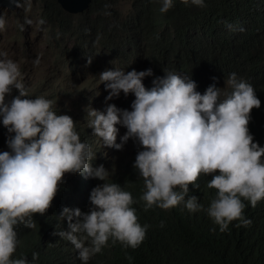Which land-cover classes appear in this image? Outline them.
<instances>
[{"label": "clouds", "instance_id": "obj_1", "mask_svg": "<svg viewBox=\"0 0 264 264\" xmlns=\"http://www.w3.org/2000/svg\"><path fill=\"white\" fill-rule=\"evenodd\" d=\"M56 1L75 17L88 12L93 2L80 13H70ZM10 2L15 8L0 5V14L15 11L18 16L20 0ZM180 2L206 6V0ZM158 3L166 14L175 0ZM122 9L127 13L130 4ZM5 25L0 15V31ZM44 42L51 50L49 40ZM65 45L71 62H55L70 74L78 68L89 88L87 93L75 87L83 100L73 117L58 113L49 94L37 96L34 86H25V71L30 70L0 46V125L10 134L5 139L8 150L0 151V264L36 260V252L31 260L13 256L19 244L17 226L31 227L33 213H45L66 172L94 178L88 210L65 206L59 213L67 226L56 234L74 246L81 264L109 243L137 248L149 226L138 221L132 194L114 182L113 169L119 163H130L144 185L139 199L145 209L182 203L190 213L203 208L221 232L234 220L239 226L251 225L243 211L245 201L255 207L264 199L262 34L244 38L240 33L236 48L207 68L183 58L186 70H156L145 62V52L119 63L107 49L88 46L72 57L75 44ZM54 76L52 71L45 78ZM100 91L105 96L93 102ZM56 94L64 98L69 91L59 84ZM123 146L133 148V153ZM113 155L116 163L103 166V158ZM199 183L216 190L206 208L196 195H187L189 185L195 188Z\"/></svg>", "mask_w": 264, "mask_h": 264}, {"label": "trees", "instance_id": "obj_2", "mask_svg": "<svg viewBox=\"0 0 264 264\" xmlns=\"http://www.w3.org/2000/svg\"><path fill=\"white\" fill-rule=\"evenodd\" d=\"M36 2L48 45L57 53L56 61L64 64L71 62L65 43H73L72 57L91 46L107 49L119 63L145 52V62L156 70H186L183 58L207 68L208 63L236 48L240 33L244 38L253 37V33L264 36V0H206L203 8L186 7L175 0L166 14L159 11L158 0H93L89 11L78 17L63 12L56 0ZM122 2L130 4L127 13ZM34 83L37 96L51 91L49 96L56 101L57 112L73 117L76 110L61 102L54 79L43 77ZM8 135L0 125V151L8 150L5 143ZM92 163L97 165L95 159ZM114 163L115 155L106 156L102 165ZM113 171L114 182L132 194L138 221L149 227L137 248L109 243L87 264H264V199L255 207L245 201L243 211L251 219V225L239 226L234 220L221 232L203 208L190 213L181 203L169 209L156 206L145 209L139 199L144 185L130 163H119ZM93 179L77 173L61 180L45 213H33L31 227L17 226L19 244L13 256L31 260L32 252H36L33 264H81L74 246L56 233L67 226L59 217L63 207L88 210ZM215 192L214 188L199 183L195 188L189 185L187 195H196L206 208ZM126 253L132 257L131 261Z\"/></svg>", "mask_w": 264, "mask_h": 264}, {"label": "rangeland", "instance_id": "obj_3", "mask_svg": "<svg viewBox=\"0 0 264 264\" xmlns=\"http://www.w3.org/2000/svg\"><path fill=\"white\" fill-rule=\"evenodd\" d=\"M20 5L17 6L18 16H15L14 12L6 11L1 13L6 20L5 30L0 31V46L2 49L9 52L11 57L16 60L20 65H24L30 71H25L26 78L24 79L25 86L32 88L34 82L48 76L49 73L55 71L54 80L56 85L62 88L63 91L68 90L69 94L66 97L61 98V102H66L69 109H75L80 106L83 98L76 93L75 87L79 89L85 88L87 93L89 92L88 86L84 83L86 77L81 76V71L77 68L74 74L67 72L68 68L63 67V64L58 65L55 62V51L49 50L44 46V41L48 39L45 37L46 30L41 15V9L37 5L36 0H29V3H24V0H20ZM125 10H128L129 4H123ZM27 20L32 22L26 23ZM23 25V27H21ZM38 73H41L37 76ZM40 78V79H38ZM80 78V79H79ZM78 89V90H79ZM48 93L41 95L47 97ZM96 91L91 87V94L95 95ZM105 96L103 91H100L95 97L96 102ZM123 105L118 106L122 108ZM129 142L132 145H136L137 141L129 138ZM122 150L133 153L134 149L130 147H122ZM122 160H127L128 156L119 155ZM68 174L76 176L77 173L66 172L63 179L68 178ZM92 179V177H90Z\"/></svg>", "mask_w": 264, "mask_h": 264}, {"label": "water", "instance_id": "obj_4", "mask_svg": "<svg viewBox=\"0 0 264 264\" xmlns=\"http://www.w3.org/2000/svg\"><path fill=\"white\" fill-rule=\"evenodd\" d=\"M91 0H58L62 7L70 13H80L88 5ZM2 7L15 8V4H12L10 0H0Z\"/></svg>", "mask_w": 264, "mask_h": 264}, {"label": "bare ground", "instance_id": "obj_5", "mask_svg": "<svg viewBox=\"0 0 264 264\" xmlns=\"http://www.w3.org/2000/svg\"><path fill=\"white\" fill-rule=\"evenodd\" d=\"M129 170V169H128ZM86 179V178H85ZM86 181V180H85Z\"/></svg>", "mask_w": 264, "mask_h": 264}]
</instances>
